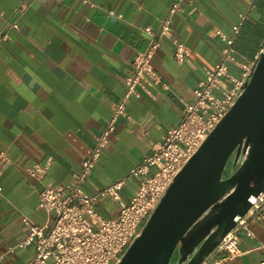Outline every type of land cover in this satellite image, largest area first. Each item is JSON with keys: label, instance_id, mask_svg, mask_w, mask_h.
Returning <instances> with one entry per match:
<instances>
[{"label": "crops", "instance_id": "0c3cea01", "mask_svg": "<svg viewBox=\"0 0 264 264\" xmlns=\"http://www.w3.org/2000/svg\"><path fill=\"white\" fill-rule=\"evenodd\" d=\"M0 0V28L10 40L0 45V256L3 264H28L34 245L20 249L28 229L23 222L43 228L52 214L39 211V191L48 185H69L89 157L96 137L106 128L126 94L124 79L138 54L158 32L173 4V38L191 48L183 64L174 59V46L164 41L153 65L168 86L152 90L153 98L127 101L129 119L116 124L110 145L82 186L86 194L124 179L160 148L168 130L184 115L183 101L221 59L215 31L232 36L238 14L247 1L255 4L235 43V59L251 66L264 49V0ZM23 9L21 13L18 10ZM235 75L242 73L230 66ZM48 165L41 182L26 169ZM155 168L150 174L155 173ZM141 182L135 178L120 192L128 203ZM97 212L118 215L117 203L101 199ZM252 236L240 235L242 255L224 264L264 262V219L250 220ZM12 250V253H8ZM225 258V256H222Z\"/></svg>", "mask_w": 264, "mask_h": 264}, {"label": "built area", "instance_id": "2783aa9c", "mask_svg": "<svg viewBox=\"0 0 264 264\" xmlns=\"http://www.w3.org/2000/svg\"><path fill=\"white\" fill-rule=\"evenodd\" d=\"M84 3L88 1L84 0ZM246 3V12L239 13L238 22L232 26V36L215 31L222 45L220 62L214 68L205 70L204 78L193 92V99L182 102L183 118L178 126L167 131L160 148L140 166L132 169L124 179L98 190L95 194H86L82 186L108 149L116 124L123 118L129 119L127 101L131 98H153L152 90L157 86L169 89L162 83L153 65L156 52L162 43L166 40L173 43V55L178 64L185 63L191 55V48L173 38L172 18L180 11L178 3L173 4L158 32L144 29L152 38L151 43L145 52L135 57L130 73L124 79L125 98L114 109L105 130L96 137L95 147L83 161L80 173L69 185H48L39 191L37 209L52 214L51 224L39 228L23 218L28 232L17 247H36V256L28 264H117L120 261L174 178L228 114L244 85L253 64L240 65L236 61L235 43L255 8L253 2ZM23 9L17 13H21ZM10 29H18L17 23L0 28V45L10 40ZM230 66L239 67L242 73L233 74ZM5 160V152L0 150V164ZM152 168L156 171L151 175ZM47 170L48 165L34 166L25 171L31 179L41 182ZM135 178H141L140 185L126 203L121 199L120 192L127 182ZM1 192L0 187V194ZM101 199H111L117 203L116 217L104 218L97 212L96 208ZM250 203L251 210L236 220L228 235L203 264H224L225 261H234L242 255L239 247L240 235L251 237L250 220L264 219V194L251 197ZM8 253H12V250ZM4 259L5 256L1 255L0 264H3Z\"/></svg>", "mask_w": 264, "mask_h": 264}, {"label": "water", "instance_id": "95a60500", "mask_svg": "<svg viewBox=\"0 0 264 264\" xmlns=\"http://www.w3.org/2000/svg\"><path fill=\"white\" fill-rule=\"evenodd\" d=\"M231 162V170L226 169ZM264 194V49L117 264H203Z\"/></svg>", "mask_w": 264, "mask_h": 264}, {"label": "rangeland", "instance_id": "374dc122", "mask_svg": "<svg viewBox=\"0 0 264 264\" xmlns=\"http://www.w3.org/2000/svg\"><path fill=\"white\" fill-rule=\"evenodd\" d=\"M230 170H231V162H230V164L228 165V167L226 169V175L229 174ZM177 257H178V255L175 254L171 264H174L175 260H177Z\"/></svg>", "mask_w": 264, "mask_h": 264}]
</instances>
